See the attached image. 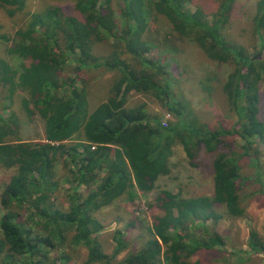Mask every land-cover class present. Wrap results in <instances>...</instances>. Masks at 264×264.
Segmentation results:
<instances>
[{
    "label": "trees",
    "instance_id": "1",
    "mask_svg": "<svg viewBox=\"0 0 264 264\" xmlns=\"http://www.w3.org/2000/svg\"><path fill=\"white\" fill-rule=\"evenodd\" d=\"M27 1L0 0V6L11 7L8 12L13 14ZM188 1L195 5L193 10L186 9ZM202 1L147 0L143 5L142 0H117L122 28L115 21V0H74L79 17L49 6L26 18L11 50L30 61L17 71L0 58V83L9 97L17 90L25 93L23 106L32 115V103L43 118L46 141L31 146L29 141L9 139L15 130L0 115V166H17L0 194L5 211L0 217V264H45L49 251L67 240V232H72L71 243L86 248L85 264H119L113 261L128 246L127 231H113L115 245L112 253H106L97 240L103 224L94 213L118 199L133 202L138 190H151L158 176L169 172L176 142L189 159L202 146L207 152L216 151L213 193L182 198L163 190L158 198L163 213L145 227L142 245L120 262L161 264L163 255L164 264H199L189 260L196 251L221 250L224 237L207 224L218 220L216 208L224 206L231 216L243 214L245 194L239 191L250 179L263 185L260 191L264 193L257 148L264 144V122L258 117L264 54L262 59L251 56L244 46L225 38L234 0H221L211 21ZM255 8L256 34L264 39V0H257ZM145 11L164 15L180 38L197 44L209 58L233 64L222 84L229 109L236 116L231 128H209L174 100L170 76L179 74L172 58L177 49L164 46L168 41L155 48L146 43L142 38ZM101 41L111 42L106 56L92 51ZM152 50L155 56L150 55ZM71 65L69 72L74 75L68 76ZM86 71L93 73L90 82L80 74ZM110 72L112 76L104 79ZM101 82L109 93L94 104L93 91L101 88ZM64 89H68L69 98L59 93ZM132 94L151 97L176 120L162 126L157 112L150 111L145 102L127 106ZM232 134L243 142L240 151L231 149L225 139ZM219 147L226 149L218 151ZM58 155L62 161L67 156L68 165L74 166L68 167L76 188L68 197L67 209L50 201L56 188L50 180L51 169ZM243 156L255 175L244 178L240 174ZM81 185L87 189L86 195L77 191ZM26 203L40 218L41 235L28 231L17 220ZM195 223L197 230L191 227ZM248 239L252 251L264 253V242L255 230L249 232ZM162 244L166 246L163 250Z\"/></svg>",
    "mask_w": 264,
    "mask_h": 264
},
{
    "label": "rangeland",
    "instance_id": "2",
    "mask_svg": "<svg viewBox=\"0 0 264 264\" xmlns=\"http://www.w3.org/2000/svg\"><path fill=\"white\" fill-rule=\"evenodd\" d=\"M256 1L234 0L229 10L228 20L225 23L224 36L228 42H235L244 46L249 55L262 59L264 39H261L258 33L256 34L253 21ZM119 2L122 3V0H119ZM220 2L221 0H203L201 2L207 13L208 21H211L212 14L217 10ZM142 3L143 5L147 4V0H142ZM49 6H59L65 14L79 17L74 7V0H28L21 10H16L13 14L8 12L9 6H0V58L17 71H21L23 64H28L30 60L11 50L12 45L17 42L16 33L30 14L43 11ZM185 7L193 10L195 5L188 1L185 3ZM113 8L117 26L122 28L124 23L117 0L113 3ZM144 17L146 21L142 38L146 40L149 46L155 48L154 46L157 43L161 44L168 41L164 46L170 47V45H173L177 49L173 54L171 53L174 56L172 57L175 62L173 64L177 65L179 70V74L174 73L170 76L174 100L181 104L187 112H190L196 120L206 124L209 128L219 126L231 128L235 123L236 116L229 109L226 95L222 90V84L227 74L232 71L233 64L219 63L209 58L194 42L186 38H180L164 15L145 11ZM110 43L108 41L97 42L92 49L93 53L106 56L105 53L108 51V44ZM150 55L155 56L153 50ZM69 70L71 72L72 65L69 66L66 74L68 76L74 75ZM80 74L88 79L87 82L91 81L93 73L86 71V73L81 72ZM110 76H112L111 72L106 74L104 79ZM108 90L109 88H106L105 84L101 82V88L93 91L94 104L102 101L109 93ZM59 93L63 94L65 98L70 97L68 89L61 90ZM259 93L258 117L264 122V74L259 83ZM8 97L6 87L0 83V115L15 130V133L10 135L9 139L29 141L31 146H35L37 141L45 142L43 118L35 110L32 103H29L32 115H28L22 103L25 93L17 90L9 97L11 101ZM141 102H145L150 111L157 112L161 121L166 119L169 124L176 120L173 113L170 112L169 114L168 110L158 105L151 97L149 98V96L143 94H132L126 105L134 106ZM167 113L169 114L168 118L166 117ZM225 139L229 142L231 149L241 150L240 147L243 142L237 135L232 134L226 136ZM52 144L58 143L52 142ZM257 148L261 172L264 176V144L259 143ZM225 149L219 147L218 151ZM56 157L50 178L56 188L50 195V201L55 206L67 209L68 197L74 193V188H76V182L72 181L68 167L74 166L73 164L68 165L69 158L67 156H65L64 161L61 160L59 155ZM216 157V151L207 152L202 146L195 152L194 158L189 159L182 145L176 142L173 145V154L170 157L169 172L160 175L155 180L154 187L151 190L144 192L138 190L135 193L136 196L133 202L118 199L110 206L103 207L94 213V216L103 224V229L99 232L97 240L106 253H112L115 245L112 240L113 231L116 228L127 231L128 246L117 253L113 262L129 264L120 261L142 245L145 238V227L152 224L155 216L163 213L158 200L162 196L163 190L178 194L182 198L212 195L214 190L213 162ZM248 161L249 159L245 156L239 161L241 165L240 174L244 178L255 175ZM74 165L78 167L79 162L75 161ZM16 169V165L11 167L0 166V194L10 177L16 173ZM244 184V187L239 191L240 195L245 194V197L241 200L243 201L242 206L245 208L244 213L231 216L225 212L224 206H218L216 208L219 216L218 220L214 223L207 221L211 229L217 230L224 237V245L221 250L200 249L190 257L191 262L197 261L199 264H264V253L252 251L248 246V237L251 230H255L264 242V193L260 191L263 185L252 179L245 181ZM77 191L83 195L87 193V189L83 185L77 187ZM27 205L26 203L20 207V215H18L17 220L28 231L41 235L37 226V220L40 218L28 210ZM4 212L0 204V217ZM196 224H192V229H196L193 226H196ZM71 236L72 232H67V240L64 244L49 251L47 263L45 264H85L87 250L82 245L71 243ZM165 247L162 244V250ZM162 258L163 255L161 264H164L165 259ZM219 258L222 260H218Z\"/></svg>",
    "mask_w": 264,
    "mask_h": 264
},
{
    "label": "built area",
    "instance_id": "3",
    "mask_svg": "<svg viewBox=\"0 0 264 264\" xmlns=\"http://www.w3.org/2000/svg\"><path fill=\"white\" fill-rule=\"evenodd\" d=\"M168 113H169V112H168ZM168 113L166 114V117H167V118L169 117V114H170V113H169V114H168ZM161 125H162V126H167V125H168V122H166V119H164L163 121H161Z\"/></svg>",
    "mask_w": 264,
    "mask_h": 264
},
{
    "label": "crops",
    "instance_id": "4",
    "mask_svg": "<svg viewBox=\"0 0 264 264\" xmlns=\"http://www.w3.org/2000/svg\"><path fill=\"white\" fill-rule=\"evenodd\" d=\"M160 176H158V178H159Z\"/></svg>",
    "mask_w": 264,
    "mask_h": 264
}]
</instances>
